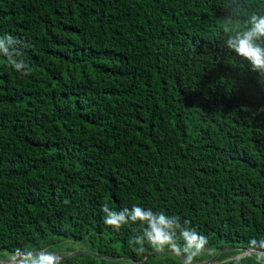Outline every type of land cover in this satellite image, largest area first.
I'll return each mask as SVG.
<instances>
[{
  "label": "trees",
  "instance_id": "16d2710c",
  "mask_svg": "<svg viewBox=\"0 0 264 264\" xmlns=\"http://www.w3.org/2000/svg\"><path fill=\"white\" fill-rule=\"evenodd\" d=\"M251 12L264 0H0V37H15L33 69L0 57V252L180 264L133 251L139 224L103 223L104 204L137 205L208 239L213 254L195 264H254L264 76L224 47V21Z\"/></svg>",
  "mask_w": 264,
  "mask_h": 264
},
{
  "label": "clouds",
  "instance_id": "9594fccd",
  "mask_svg": "<svg viewBox=\"0 0 264 264\" xmlns=\"http://www.w3.org/2000/svg\"><path fill=\"white\" fill-rule=\"evenodd\" d=\"M224 24L227 27L224 47L246 62L252 72L264 76V14L251 12L242 23L238 19H227ZM17 43L19 41L12 35L0 37V57L8 67L27 76L33 69L26 63L24 54L14 47ZM101 212L103 223L115 232H120L125 226L140 225L139 229H133L134 234L128 242L138 255L150 247L156 254L175 256L180 264H195L198 257L213 254L208 247V239L192 227L189 220L182 221L179 215L170 216L164 211L154 212L151 208L137 205H133L131 210L115 211L104 204ZM248 247L254 255L245 257V260L264 264V237L251 239ZM235 255L239 256L240 252ZM10 259L15 264H64L63 254L54 249L47 253L37 249H18ZM236 264H245V261H237Z\"/></svg>",
  "mask_w": 264,
  "mask_h": 264
},
{
  "label": "rangeland",
  "instance_id": "374dc122",
  "mask_svg": "<svg viewBox=\"0 0 264 264\" xmlns=\"http://www.w3.org/2000/svg\"><path fill=\"white\" fill-rule=\"evenodd\" d=\"M83 246L82 245H80V244H77L76 245V251H75V253L76 254H78V253H84V252H86L87 250L86 249H83L82 248ZM13 254L12 253H9V252H0V264H15V263H13V261L10 259V257L12 256ZM246 254H240L239 256H237V255H235V256H233V257H229L226 261H228V260H231V259H233V258H237V257H244ZM168 256H170V255H168ZM169 258H176L175 256H170V257H162V258H159L158 260L159 261H165V260H167V259H169ZM215 259V258H214ZM214 259L213 258H211L210 260H208V262H206V263H211L212 261H214ZM128 264H131V263H128ZM205 264V263H204Z\"/></svg>",
  "mask_w": 264,
  "mask_h": 264
},
{
  "label": "water",
  "instance_id": "95a60500",
  "mask_svg": "<svg viewBox=\"0 0 264 264\" xmlns=\"http://www.w3.org/2000/svg\"><path fill=\"white\" fill-rule=\"evenodd\" d=\"M251 252V251H250ZM42 253H44V252H42ZM34 254H36V253H34ZM64 259H66V258H64ZM13 263H15L14 261H13ZM146 263V261L143 263V264H145Z\"/></svg>",
  "mask_w": 264,
  "mask_h": 264
}]
</instances>
